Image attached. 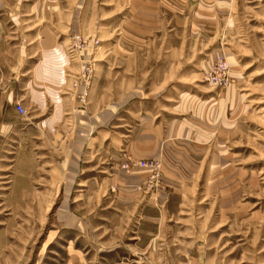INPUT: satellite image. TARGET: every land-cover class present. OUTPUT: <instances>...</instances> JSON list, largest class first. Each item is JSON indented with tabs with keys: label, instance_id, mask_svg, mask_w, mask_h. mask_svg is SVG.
Listing matches in <instances>:
<instances>
[{
	"label": "rangeland",
	"instance_id": "374dc122",
	"mask_svg": "<svg viewBox=\"0 0 264 264\" xmlns=\"http://www.w3.org/2000/svg\"><path fill=\"white\" fill-rule=\"evenodd\" d=\"M0 264H264V0H0Z\"/></svg>",
	"mask_w": 264,
	"mask_h": 264
},
{
	"label": "built area",
	"instance_id": "2783aa9c",
	"mask_svg": "<svg viewBox=\"0 0 264 264\" xmlns=\"http://www.w3.org/2000/svg\"><path fill=\"white\" fill-rule=\"evenodd\" d=\"M15 111H16L17 113L21 114V113L24 112V108H23V106H22L20 103H17V104L15 105ZM136 165H137L138 167L147 166L145 163H140V162L136 163Z\"/></svg>",
	"mask_w": 264,
	"mask_h": 264
},
{
	"label": "crops",
	"instance_id": "0c3cea01",
	"mask_svg": "<svg viewBox=\"0 0 264 264\" xmlns=\"http://www.w3.org/2000/svg\"><path fill=\"white\" fill-rule=\"evenodd\" d=\"M78 185H79V186H84V183H83V182H81V183H78Z\"/></svg>",
	"mask_w": 264,
	"mask_h": 264
}]
</instances>
